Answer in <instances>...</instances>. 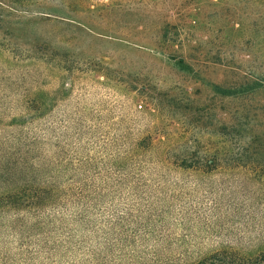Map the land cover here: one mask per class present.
<instances>
[{"label": "rangeland", "instance_id": "obj_1", "mask_svg": "<svg viewBox=\"0 0 264 264\" xmlns=\"http://www.w3.org/2000/svg\"><path fill=\"white\" fill-rule=\"evenodd\" d=\"M9 5L0 169L59 204L0 213V264L264 249V0Z\"/></svg>", "mask_w": 264, "mask_h": 264}, {"label": "trees", "instance_id": "obj_2", "mask_svg": "<svg viewBox=\"0 0 264 264\" xmlns=\"http://www.w3.org/2000/svg\"><path fill=\"white\" fill-rule=\"evenodd\" d=\"M11 0H0V6H9ZM214 160L208 161L211 165ZM181 167L190 168L191 164L182 161ZM17 165L5 166L0 169V176L6 177V181L0 183V213H31L48 207V210L59 204L55 197L52 185L48 181L35 183L15 181L17 176ZM11 179V180H10ZM56 217L49 215V220ZM189 253H180L176 259L159 258L150 264H264V249L251 253H242L236 249L220 247L205 252L196 251L195 257H188ZM175 258V257H174Z\"/></svg>", "mask_w": 264, "mask_h": 264}]
</instances>
